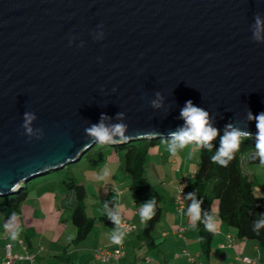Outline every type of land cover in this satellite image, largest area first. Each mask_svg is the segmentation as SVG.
Listing matches in <instances>:
<instances>
[{
    "label": "water",
    "instance_id": "1",
    "mask_svg": "<svg viewBox=\"0 0 264 264\" xmlns=\"http://www.w3.org/2000/svg\"><path fill=\"white\" fill-rule=\"evenodd\" d=\"M257 14L264 0H0V196L78 161L101 114L128 126L109 144L172 139L188 100L219 132L257 135ZM25 112L40 139L25 134Z\"/></svg>",
    "mask_w": 264,
    "mask_h": 264
},
{
    "label": "crops",
    "instance_id": "2",
    "mask_svg": "<svg viewBox=\"0 0 264 264\" xmlns=\"http://www.w3.org/2000/svg\"><path fill=\"white\" fill-rule=\"evenodd\" d=\"M169 144L163 142L151 147L146 167L153 166L151 160H155L160 168L167 163L178 165V153L183 149L177 147L173 155L168 151ZM183 158L182 166L175 170L182 176L168 184L171 193L162 190L168 193V201L164 202L162 198L163 217L151 233L153 242H146L142 237L141 205L127 188L130 178L124 170L123 155L107 152L87 158L92 164L88 166L90 178L86 184L97 190L91 197V204L93 208L96 207L93 210L111 216L96 217L89 215L86 209L88 217L94 220L93 228L84 240L72 243L77 234L69 209L73 192L54 181L36 184L19 203L17 210L9 205L2 209L5 213L4 216L0 215V262L5 253L4 244L8 242L12 253L31 255L33 264H107L94 258V249L114 248L111 236L118 231V224L112 217L122 216L132 222L136 230L124 237V256L120 264H247L244 257L252 259L254 264H264V248H260L252 239L237 237L235 229L221 222L216 215L209 220L214 224L209 256L206 258L201 254L199 235L188 215L192 201L186 196L184 210L179 213L174 200L178 189L184 188L182 184L187 180L192 181L195 173H191L190 168L186 169L188 155ZM245 169L255 178L251 170ZM261 171L264 182V167ZM258 187L261 191L259 195L264 196V186ZM213 210L216 211V205ZM180 227L184 229L179 231ZM13 233L17 234L15 238ZM19 238L24 240L26 249L19 245ZM12 264L32 263L25 259Z\"/></svg>",
    "mask_w": 264,
    "mask_h": 264
},
{
    "label": "trees",
    "instance_id": "3",
    "mask_svg": "<svg viewBox=\"0 0 264 264\" xmlns=\"http://www.w3.org/2000/svg\"><path fill=\"white\" fill-rule=\"evenodd\" d=\"M224 132H219L211 142V151L208 148L198 147L199 163L192 177V186L187 189V197L195 200H202L201 219L193 222L197 229L201 242V254L206 258L209 256L213 231L206 228L209 218L214 215L221 222L232 226L237 237L254 240L260 248H264V227L259 229V234L253 231L254 222L264 218V196L255 191V178L252 174L246 173L247 166L261 165L257 156L256 136L242 138L238 150L234 152L233 159L226 167L213 163L210 159L220 147V139ZM172 139L163 138H140L127 140L120 143H96L88 148L78 161L85 156L94 157L99 154L112 152L122 154L124 159V170L129 175L130 182L127 188L138 192L141 206L149 200H155L154 214L150 219L144 220L142 225V237L150 242L151 233L155 224L163 217L164 207L162 206V194L150 184L145 173L148 162L149 149L163 142L171 143ZM195 143V142H192ZM196 144V143H195ZM66 166V165H65ZM64 166V167H65ZM62 167L59 169L62 172ZM52 171V172H58ZM51 172V173H52ZM50 173V172H48ZM46 173V174H48ZM39 175L38 178H31L20 184L18 189L6 196H0V205H9L17 210L19 203L24 199L28 191L39 182H43L47 175ZM51 178L53 176H50ZM69 181L63 180L67 189L73 192V199L69 204L72 223L77 227V234L72 243L84 240L91 232L94 220L88 217L84 200L86 190L83 184L76 183L73 178ZM189 193H194L189 197ZM216 205V211L213 210ZM153 242V241H151Z\"/></svg>",
    "mask_w": 264,
    "mask_h": 264
},
{
    "label": "clouds",
    "instance_id": "4",
    "mask_svg": "<svg viewBox=\"0 0 264 264\" xmlns=\"http://www.w3.org/2000/svg\"><path fill=\"white\" fill-rule=\"evenodd\" d=\"M253 38L257 41L264 40V18L259 14L254 17L253 25ZM153 107L160 106L159 93H157V99L152 102ZM124 113H117V120H122ZM180 118L184 121L182 127L174 133H171V143L168 146V151L173 155L176 154L177 147L183 149L190 142H195L196 145L202 148H208L211 151V142L219 134V130L212 126L209 113L196 106L191 100L185 102L184 107L180 111ZM36 119L34 113L25 112L23 117L22 127L25 130V134L30 138L35 136L37 139L41 138V130L33 129L32 123ZM110 118L104 114H101L99 123L92 124L90 127L85 129L86 134L99 144H105L113 142L114 137L125 138V132L128 126L124 123H116L108 125L105 123ZM248 119L250 121L255 120L258 129L256 136V152L261 165H264V112L258 115H253L251 111L248 113ZM242 138H251V133L241 130L240 128L234 127L232 124L225 126L224 135L220 139V147L216 153L210 157L213 163L226 167L228 163L233 159L234 152L238 150L239 144ZM195 194L189 193L188 196L191 198ZM202 200L193 199L192 204L188 208V215L192 221H199L201 219V204ZM155 200H149L141 206L140 217L141 220H147L154 214ZM116 224H120L118 216L112 217ZM211 220V218H209ZM213 222L206 224V228L213 229ZM264 227V218H261L258 222H254L253 231L259 234V229ZM17 234L13 233V238ZM124 236L123 232L113 234L111 240L113 243L119 244Z\"/></svg>",
    "mask_w": 264,
    "mask_h": 264
},
{
    "label": "rangeland",
    "instance_id": "5",
    "mask_svg": "<svg viewBox=\"0 0 264 264\" xmlns=\"http://www.w3.org/2000/svg\"><path fill=\"white\" fill-rule=\"evenodd\" d=\"M192 149V151H191ZM188 155L189 157V162L186 165V169H189V171L195 172L196 168H197V164L199 163L200 157H199V151H198V147L195 143L190 142L189 144H187L183 150L180 152V154L178 153V159H179V163L178 165H174L171 166L169 163L165 164L163 167H159L156 166V162L155 160H151V162L153 163V166L148 168H145V172H146V176L148 177V180L150 182V184H153L154 187H156L161 193L163 192L162 190L165 189V192H170L171 190L168 186L169 182L173 181L176 182L181 176L182 174H180V172H176V168L181 167L183 160H184V156ZM89 159H86V157L84 156L82 158L81 161H76V162H71L69 164H67L63 169L62 172L59 170L58 172H50L47 175V178H45V180H43V182H47V183H51V182H58L59 185H63L65 186V188L67 189L65 183H63V180L65 181H69V177L74 179V181L76 183H80L83 184L88 192L84 203L86 206V209L89 213V215H94V216H105L108 214H100L99 212L94 211L96 209V207L93 208L92 204H91V197H94L93 195L96 194L95 191H97L96 189H93L92 186L86 184L89 183L88 179L90 178V172L88 171V166L91 163V161H88ZM149 163V162H148ZM148 166V165H147ZM262 167H264V165H249L247 166V168L249 170H251V172H253L255 174V191L257 193H261V191H259V187L258 186H264V182H262V176H261V170ZM50 176H53L52 178ZM129 177V175H128ZM35 178H38V176H36ZM41 182L38 181L37 184H39ZM166 183V184H165ZM163 184H165L164 186H162ZM192 181L191 180H187L186 182H184L182 185L184 188L189 189L192 185ZM90 187V188H89ZM69 190V189H67ZM168 190V191H167ZM125 191H128V189H125ZM129 192L131 194H133L134 196H136V200L139 202L140 204V195L139 193L129 189ZM163 192V197H164V202L166 201V194ZM163 201V200H162ZM164 203H162L163 206ZM141 205V204H140ZM5 208V205H0V215L4 216L5 210L2 211V209ZM94 209V210H93ZM111 216V215H108Z\"/></svg>",
    "mask_w": 264,
    "mask_h": 264
},
{
    "label": "built area",
    "instance_id": "6",
    "mask_svg": "<svg viewBox=\"0 0 264 264\" xmlns=\"http://www.w3.org/2000/svg\"><path fill=\"white\" fill-rule=\"evenodd\" d=\"M187 196L186 190L184 188H179L177 194L174 197L176 210L180 213L184 210V200ZM120 224L118 225V231L115 234L120 232L124 233V236L119 244H115L114 248L112 249H103L102 247H97L94 249V258L100 262L107 263V264H120V259L124 256V237L129 234L130 232L135 231V225L127 220L125 217L119 216ZM184 227H180L179 231H182ZM19 245L26 249V245L22 238L18 239ZM4 257L2 258L0 264H12L15 261L21 260H29L33 264V257L28 254H17L12 253L11 251V244L5 243L4 244ZM247 264H254V261L250 258L244 257L243 258Z\"/></svg>",
    "mask_w": 264,
    "mask_h": 264
},
{
    "label": "bare ground",
    "instance_id": "7",
    "mask_svg": "<svg viewBox=\"0 0 264 264\" xmlns=\"http://www.w3.org/2000/svg\"><path fill=\"white\" fill-rule=\"evenodd\" d=\"M15 189H18V187H15Z\"/></svg>",
    "mask_w": 264,
    "mask_h": 264
}]
</instances>
